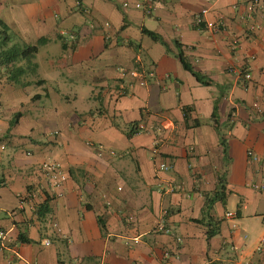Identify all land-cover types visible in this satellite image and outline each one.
Listing matches in <instances>:
<instances>
[{"label":"crops","instance_id":"1","mask_svg":"<svg viewBox=\"0 0 264 264\" xmlns=\"http://www.w3.org/2000/svg\"><path fill=\"white\" fill-rule=\"evenodd\" d=\"M136 1L0 0V51L38 46L0 62V264H264V0Z\"/></svg>","mask_w":264,"mask_h":264},{"label":"built area","instance_id":"2","mask_svg":"<svg viewBox=\"0 0 264 264\" xmlns=\"http://www.w3.org/2000/svg\"><path fill=\"white\" fill-rule=\"evenodd\" d=\"M124 6H128V2L124 1L123 2ZM135 7H144L145 12L146 13H151L152 10L154 9V6L152 4V0H137L134 3ZM260 6V0H250L249 2V11H253L255 8H258ZM80 9L83 10L84 12H89L87 7H83L81 6V4L79 5ZM208 12L207 8H202L194 17V23L196 24H203L205 29H208L212 32H216L219 30H223L226 27V23H225V18L223 16H218L216 19L213 20H208L205 18L206 13ZM103 26L104 27H108L109 26V22L105 21L103 22ZM254 26H250V29H253ZM60 35L65 37L67 40H74L75 39V34L73 31L70 30H61L60 31ZM108 36L106 35V38ZM230 69H232L236 75L240 76L242 75L244 78L249 79L250 78V71L247 67H243V68H238L235 66H230ZM119 71H124V69L120 66L118 68ZM127 74H129L130 76L133 77H137L138 78V82L139 84L145 85L146 83V79H145V72H143V70H138L135 68H130L129 70H127ZM152 74V73H150ZM118 93L122 94L124 93V85H120V87L118 88ZM254 105H256V103H254ZM235 115V111L231 113V116ZM134 132L135 133H142L147 131V127L144 123H138L136 124V126L134 127ZM158 153V149L157 147H154L152 149V154L155 157V155H157ZM248 155H250L252 158L256 159L257 155L252 152L251 150H248ZM157 169L160 171H168L170 169V165L165 162V161H160L157 163ZM40 170L44 173V175L46 176V178L48 179V181L50 182L51 185H58L59 183H61L65 177L66 174L64 173L61 164L57 161H43L40 164ZM161 185V184H160ZM260 185L258 184L257 187H259ZM173 185L171 184V182L161 185L159 186L160 190L166 191V189H168L169 191L173 190ZM34 196V191L33 190H26L24 195L20 197V205L26 203L31 197ZM231 212H227V215H231ZM154 229L161 231V232H170L169 227L165 226L162 223H157L154 226ZM6 236V232L3 230H0V247H3L5 245V243L3 242ZM46 244L49 243V240H46L45 242ZM256 252H263L264 253V217H263V231L258 239L257 244L255 245V249ZM61 264H73L71 262L69 263H61ZM99 264H106L104 261H100ZM235 264H249V261L247 260H239L237 261Z\"/></svg>","mask_w":264,"mask_h":264},{"label":"trees","instance_id":"3","mask_svg":"<svg viewBox=\"0 0 264 264\" xmlns=\"http://www.w3.org/2000/svg\"><path fill=\"white\" fill-rule=\"evenodd\" d=\"M1 32H5L4 28H6V26H4L5 24L3 22H1ZM147 32V34L155 39V40H160L162 41V39L160 38L159 35H157L156 33L149 31V30H144ZM177 43V42H175ZM38 46L37 44H33V45H25L21 48L17 47V46H11L7 49H3L0 51V62H16L17 60L20 59H32L35 56V53L37 52ZM178 56L183 64V66L189 70H191L190 65L186 62L185 58L183 57L182 53H178ZM14 75V74H13ZM135 133V132H134ZM46 204V202L44 203V205ZM43 205V204H42ZM41 205V206H42ZM37 211H40V209H38Z\"/></svg>","mask_w":264,"mask_h":264},{"label":"rangeland","instance_id":"4","mask_svg":"<svg viewBox=\"0 0 264 264\" xmlns=\"http://www.w3.org/2000/svg\"><path fill=\"white\" fill-rule=\"evenodd\" d=\"M74 34H75V32H74ZM76 35V34H75Z\"/></svg>","mask_w":264,"mask_h":264}]
</instances>
